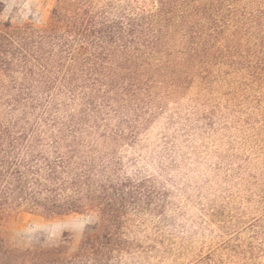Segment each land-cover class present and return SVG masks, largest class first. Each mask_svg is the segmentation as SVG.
<instances>
[{
	"label": "trees",
	"instance_id": "obj_1",
	"mask_svg": "<svg viewBox=\"0 0 264 264\" xmlns=\"http://www.w3.org/2000/svg\"><path fill=\"white\" fill-rule=\"evenodd\" d=\"M260 3L55 0L43 23L0 21V227L23 212L90 219L73 253L0 231V264L124 263L129 215L155 193L124 147L195 74L231 64Z\"/></svg>",
	"mask_w": 264,
	"mask_h": 264
},
{
	"label": "rangeland",
	"instance_id": "obj_2",
	"mask_svg": "<svg viewBox=\"0 0 264 264\" xmlns=\"http://www.w3.org/2000/svg\"><path fill=\"white\" fill-rule=\"evenodd\" d=\"M1 1L0 21L13 23H43L55 3ZM247 1L257 14L263 0ZM256 19L231 64L195 74L124 147L129 171L147 175L155 193L149 209L129 215L137 245L123 264H264V16ZM89 221L23 212L0 231L14 247L73 253Z\"/></svg>",
	"mask_w": 264,
	"mask_h": 264
}]
</instances>
